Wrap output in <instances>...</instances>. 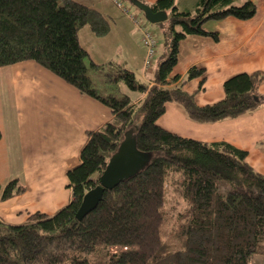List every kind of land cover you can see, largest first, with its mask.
Instances as JSON below:
<instances>
[{
    "label": "trees",
    "instance_id": "obj_1",
    "mask_svg": "<svg viewBox=\"0 0 264 264\" xmlns=\"http://www.w3.org/2000/svg\"><path fill=\"white\" fill-rule=\"evenodd\" d=\"M236 1L198 0L192 11L177 10L175 0L150 5L153 12L166 11L168 18L161 24L163 57L155 84L148 86L123 65H97L80 46L77 33L84 26L96 36L109 30L95 9L75 0H0V67L34 61L104 104L112 115L102 128L87 132L80 163L67 171V205L51 215L28 214L22 224L0 220V264H249L251 255L264 253V175L247 164V153L224 142L181 137L157 125L169 102L201 124L238 118L263 103V97L255 96L264 80L261 74L227 79L223 100L203 107L182 86L201 78V87L204 70L192 67L184 77L172 75L179 41L189 35L217 41V33L204 30L205 23L228 17L245 21L255 15L251 1ZM119 84L145 95L133 102L124 93L108 92ZM128 131L136 148L150 153L149 164L135 177L105 189L96 208L77 220L83 195L98 186ZM168 179L176 184L173 192L182 203L172 232L175 249L160 236ZM24 192L13 179L0 185V201ZM96 253L104 254L94 263L89 258Z\"/></svg>",
    "mask_w": 264,
    "mask_h": 264
},
{
    "label": "crops",
    "instance_id": "obj_2",
    "mask_svg": "<svg viewBox=\"0 0 264 264\" xmlns=\"http://www.w3.org/2000/svg\"><path fill=\"white\" fill-rule=\"evenodd\" d=\"M156 1L141 0L148 6ZM197 1L175 0V7L179 11H192ZM244 1H251L256 7L251 19L242 21L228 17L204 24L206 32L217 33V41L189 35L178 43L177 64L172 75L184 77L192 67L204 70L205 80L201 87V78H193L182 86V90L193 95L199 107L223 100V84L236 74L264 76V0H237L236 4ZM108 17L118 18L127 28L128 35L135 37L126 17L118 13L114 18ZM109 27L111 31L110 24ZM91 31L87 32L92 35ZM114 35L116 44L121 47L122 38H126L124 31ZM102 40L110 47V53L105 46L90 55L84 49L89 59L97 65L106 64L99 58L109 56L110 62L123 65L131 72L135 69L132 73L141 83L155 84L156 62L162 60L164 52L160 41L156 39V58L152 67L144 69L145 47L138 43L139 40L136 43L141 50L137 57L132 58L128 49L121 50L119 53L125 52V55L118 56V62L113 60L117 57L113 56L115 45L108 42L107 37ZM134 61L141 64V70ZM133 94V102L145 95ZM255 96L264 98V80L259 83ZM163 113L157 125L166 131L202 143L231 144L245 151L247 164L264 175V101L255 111L215 123L201 124L190 120L183 107L174 102L166 104ZM111 117L104 104L81 94L34 61L0 67V185L17 179L25 187L23 194L0 201V220L11 225L22 224L28 214L51 215L67 205L71 191L66 173L80 163V149L87 140V132L102 128Z\"/></svg>",
    "mask_w": 264,
    "mask_h": 264
},
{
    "label": "rangeland",
    "instance_id": "obj_3",
    "mask_svg": "<svg viewBox=\"0 0 264 264\" xmlns=\"http://www.w3.org/2000/svg\"><path fill=\"white\" fill-rule=\"evenodd\" d=\"M81 3H84V5H92L90 7L94 8L95 10H98L100 13H102L103 17L108 20V23L111 26V31H110V27L108 32L105 35L102 36H96L95 34L92 33V35L89 34V32L87 31H91V28L89 25L84 26L83 28H81L78 33L77 36L78 37V41L80 43V45L88 50L89 55L92 54L93 52L97 51L98 48H100V46H105L107 47L108 52L110 53V47L108 46V44H106V42L104 40H102V38L107 37V41L111 42L112 45H115V49H114V55L113 56H117V57H113L115 60L114 62H116L117 60H119L118 56H120L121 54L125 55V52H121L119 53L121 50L125 51V49H128L130 52L128 54L131 55V57L136 58L138 53L140 52L141 48H138L137 44H140V35L139 32L135 26V24H133L132 20H130L128 14H126V12L124 11V9H127L128 12H130L132 15H136L139 18L140 23H144L145 25H147L148 30H150L152 32V34H154V37H156L157 41H160V46L162 48V50L164 49V45H163V38H164V34L161 33V24H154L151 25L149 23H147L143 17V13L138 12L136 9L133 8L132 5H130V3L127 0H115L118 3L121 4L122 7H118V5L115 3L114 0H78ZM115 13H118L119 15L124 16V18L126 20H129L130 24H132V30L134 31V35L135 37H130V35H128V30L125 27L124 24H122L120 21H118L117 19H112L110 17H108L109 15L111 17L114 18ZM110 31V32H109ZM118 31L122 32L124 31V34L126 35V38H122V45L121 47H119L116 44V38H115V33H118ZM86 32V33H85ZM92 32V31H91ZM95 36V37H94ZM129 36V37H127ZM98 38H101V40H99ZM94 40V41H93ZM139 40L138 43H136V41ZM136 43V44H135ZM140 46V45H139ZM165 50V49H164ZM99 59H103L101 61H103L102 63H106L108 64L110 62L109 56H105L103 55L102 58ZM98 59V60H99ZM118 62V61H117ZM158 62H156V65H158ZM134 64L136 66H138V69H140L141 64L137 65L136 61H134ZM133 64V66H134ZM141 70V69H140ZM133 71H135V69H133ZM132 71V72H133ZM134 73V72H133ZM111 88V89H110ZM110 88L108 89L109 93H113L115 92L116 94L119 92V94H126L128 95L130 98H134V94L132 92H130L127 87L123 84H119L118 86H113L111 85ZM174 178V177H173ZM172 178V180H174ZM171 179L167 180L166 183V190H165V197H164V208H163V215H165V221L163 223V226L161 228L160 231V236L163 240V242L169 243L171 245V247L173 249L176 248L177 246V242L174 238H172V232L174 230L175 227H177V222H176V214L178 211H180L179 206H181V201L178 197V194H175V192H173V190L177 187L176 184H174V181H172ZM122 251H126V252H132L135 253L136 249L130 248L129 250L126 248H122ZM111 252H119L118 250H114L111 249ZM104 253H96L95 255H92L89 260L90 261H94V263L96 261H102V257H103ZM250 260H249V264H264V253H255L254 255L250 256Z\"/></svg>",
    "mask_w": 264,
    "mask_h": 264
},
{
    "label": "water",
    "instance_id": "obj_4",
    "mask_svg": "<svg viewBox=\"0 0 264 264\" xmlns=\"http://www.w3.org/2000/svg\"><path fill=\"white\" fill-rule=\"evenodd\" d=\"M127 1L138 12L143 13L145 21L151 25L163 24L168 18L166 11L153 12L150 6L143 2L138 0ZM117 149L114 155L109 158L103 174L98 180V186L83 195L79 209L75 214L77 220H83L84 216L96 208V205L103 197L102 194L105 189L115 188L121 182L135 177L151 160L150 153L141 152L136 148V139L130 131L125 133L124 140Z\"/></svg>",
    "mask_w": 264,
    "mask_h": 264
},
{
    "label": "built area",
    "instance_id": "obj_5",
    "mask_svg": "<svg viewBox=\"0 0 264 264\" xmlns=\"http://www.w3.org/2000/svg\"><path fill=\"white\" fill-rule=\"evenodd\" d=\"M115 1V0H114ZM115 3L118 5V7H122L120 3L115 1ZM126 14H128L130 20H132L133 24H135L139 35L141 37L140 42L142 46L145 47V59L143 63V68L144 69H150L152 67L155 58H156V50H157V45H156V39L153 36V34L150 33V31L147 28V25L144 23H140L139 18L136 15H132L130 12H128L127 9H124Z\"/></svg>",
    "mask_w": 264,
    "mask_h": 264
}]
</instances>
